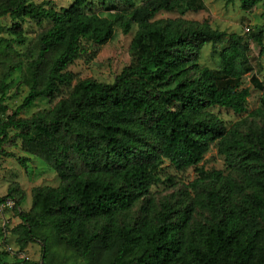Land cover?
<instances>
[{
    "label": "trees",
    "instance_id": "1",
    "mask_svg": "<svg viewBox=\"0 0 264 264\" xmlns=\"http://www.w3.org/2000/svg\"><path fill=\"white\" fill-rule=\"evenodd\" d=\"M92 1L58 7L0 0V34L9 33L0 36V162L14 157L7 148L21 140L17 160L25 170L37 157L59 181L33 187L28 210L20 209L25 194L18 184L0 196V204L12 199L20 209L12 230L20 250L42 246L40 261L18 256L0 264H59L54 245L89 264H264V99L249 110L252 91L243 80L253 67L243 38L156 19L186 0H117L103 11ZM225 1L245 11L264 3ZM27 23L39 27L34 41ZM117 24L125 33L135 24L138 30L130 64L113 82L68 70L86 43L112 40ZM253 38L263 53L264 26ZM224 42L220 67L201 66L205 48L216 53ZM15 72V95L23 87L27 94L9 113ZM252 82L264 91L256 76ZM37 100L49 107L22 117ZM220 109L239 119L228 123ZM248 116L263 122L247 128ZM213 146L227 170L200 166ZM166 163L176 171L193 167L197 176L179 198L157 202V187L176 186Z\"/></svg>",
    "mask_w": 264,
    "mask_h": 264
},
{
    "label": "rangeland",
    "instance_id": "2",
    "mask_svg": "<svg viewBox=\"0 0 264 264\" xmlns=\"http://www.w3.org/2000/svg\"><path fill=\"white\" fill-rule=\"evenodd\" d=\"M33 1L37 3L51 1L55 3L56 6L63 7L68 6L73 0ZM116 1L117 0H108L106 4H103L100 0H93L92 3L97 11H103L106 5H112V3H116ZM156 19L180 20L186 25L192 23L200 25L207 24L213 29L225 31L228 34L234 33L243 38L245 45L248 47L249 61L253 67L251 72L245 74L243 80V85L245 87H251L252 91L248 107L249 110L252 111L261 106L262 100L264 99V91L259 90L253 85L252 77L256 76L264 84V52L262 53L261 47L255 42L253 35L264 26V3L252 10L245 11L240 9L238 5L227 6L225 0H186L183 6L179 7L176 11H162L158 13ZM3 24L9 27L12 25V20L10 18H5L3 19ZM25 27L28 29L29 39H33L32 41H34L39 27L35 23H27ZM137 30L138 26L135 24L129 33H125L120 24H117L116 32L112 40L105 45L86 43V52L84 56L70 65L68 70L76 74L80 79L92 78L107 83L113 82L123 68L130 64V47ZM2 35L9 36V33L3 31L0 36ZM225 45L226 42L218 44L216 53L213 52L212 45H208L200 60V65L218 69L221 65L218 51ZM25 50L26 47H22V51ZM12 78L17 80V82H15V85H13V88L9 91V97H11V99L7 101L11 107L9 113L21 104L23 98L27 94V88L23 87L22 90L19 91V94L15 95L20 72H15ZM48 107L49 105L45 100H37L35 104L27 108L21 116L30 117L38 111ZM219 111L228 123L239 119V116L235 115L232 110L220 109ZM246 119L247 128L251 125H261L263 122L262 120H257L249 116ZM14 132L13 130L11 135H13ZM7 150L15 155L14 157L1 159L0 186L4 183L8 187L12 185L11 180H18V182H14L13 184H18L25 194V199L20 209L28 210L31 205L33 187L37 184L57 185L59 182L57 175L47 164L37 157L32 158L28 164L29 171H26L17 160L18 156L24 154L21 140H18L17 145L9 147ZM9 159L13 160L9 162ZM200 166L204 167L206 170L228 169L226 159L224 155L219 153L217 146H213L211 150L205 154ZM164 168L166 170L165 174L176 179V186H168L170 182L166 181L165 185L157 187L154 192L157 202H161L167 197L173 199L179 198V191L184 188L185 184L193 181L197 176V171L193 167L185 171H176L166 163ZM5 178H8V181L4 182ZM20 209L14 207L0 208V262H13L18 256L33 261L41 260L42 246L40 242L30 243L23 252L16 242V236L13 234L12 230L21 221L19 217ZM138 212L139 210L137 208L134 214H138ZM52 255L54 263L89 264L87 260L77 257L72 251H68L60 245H54Z\"/></svg>",
    "mask_w": 264,
    "mask_h": 264
},
{
    "label": "crops",
    "instance_id": "3",
    "mask_svg": "<svg viewBox=\"0 0 264 264\" xmlns=\"http://www.w3.org/2000/svg\"><path fill=\"white\" fill-rule=\"evenodd\" d=\"M11 160H13V159H9V162H11ZM6 181H8V178H5V180H4V182H6ZM12 181V184L14 183V182H18V180H11ZM21 184H24V183H21ZM10 186L11 185H9L8 187L3 183L2 184V186H0V196H2V195H6L7 194V192H8V190H9V188H10ZM36 186H38V184L36 185Z\"/></svg>",
    "mask_w": 264,
    "mask_h": 264
},
{
    "label": "built area",
    "instance_id": "4",
    "mask_svg": "<svg viewBox=\"0 0 264 264\" xmlns=\"http://www.w3.org/2000/svg\"><path fill=\"white\" fill-rule=\"evenodd\" d=\"M14 205H15V203H14V201L12 200V199H9L6 203H1L0 204V208L2 209V208H12V207H14Z\"/></svg>",
    "mask_w": 264,
    "mask_h": 264
}]
</instances>
